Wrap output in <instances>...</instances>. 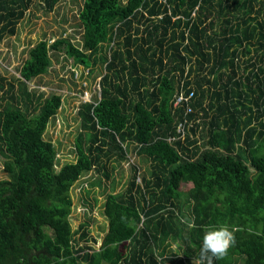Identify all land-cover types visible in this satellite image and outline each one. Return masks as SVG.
Returning <instances> with one entry per match:
<instances>
[{
    "label": "trees",
    "instance_id": "16d2710c",
    "mask_svg": "<svg viewBox=\"0 0 264 264\" xmlns=\"http://www.w3.org/2000/svg\"><path fill=\"white\" fill-rule=\"evenodd\" d=\"M30 1L0 0V40ZM77 17L78 41L40 39L18 77L0 76V264H201L204 234L222 226L234 243L212 264H264V0H83ZM58 51L89 76L103 70L76 110L75 159L62 162L44 137L61 95L27 84ZM182 78L186 115L173 107ZM131 150L148 165L105 194L98 246L82 243L71 185L92 168L108 178L103 160Z\"/></svg>",
    "mask_w": 264,
    "mask_h": 264
},
{
    "label": "rangeland",
    "instance_id": "374dc122",
    "mask_svg": "<svg viewBox=\"0 0 264 264\" xmlns=\"http://www.w3.org/2000/svg\"><path fill=\"white\" fill-rule=\"evenodd\" d=\"M83 0H57L51 10L45 6L44 0H31L23 16L16 24L15 33L5 35L0 40V76L6 80L18 77L20 64L27 56L30 46L40 39H46L48 43L59 36H71V41L76 42L80 38V26L77 17L78 9ZM50 66L47 71L28 81L29 88H34L48 94L55 92L61 95V105L57 109L53 120L47 125L45 138L55 140L58 146L59 161H73L74 137L79 131V119L75 106L83 99V92L88 91L89 98L94 99L98 95V75L102 72L97 65L93 73L87 75L82 65L72 64L70 57L61 52H50ZM82 71V73L80 72ZM105 158V157H104ZM103 158V159H104ZM2 156L0 154V163ZM109 177L102 176V171L92 168L82 174L70 187L72 199L71 214L69 217L72 229L85 230L87 240L82 243H93L97 246L102 235L108 229V221L102 213V203L107 192L123 190L128 184L131 166H138L140 172H144L147 164H143L134 151H128L123 159H118L113 153L109 159H104ZM0 164V177L2 176ZM101 178L99 185L89 186L94 178ZM139 181V177L137 178ZM190 182H181L179 188L182 191L190 187ZM89 189V193L85 192ZM87 197L85 203L83 199ZM95 198V200H93ZM83 224L79 228V225ZM85 239V238H84ZM175 248V244H171ZM197 261V260H196Z\"/></svg>",
    "mask_w": 264,
    "mask_h": 264
},
{
    "label": "clouds",
    "instance_id": "9594fccd",
    "mask_svg": "<svg viewBox=\"0 0 264 264\" xmlns=\"http://www.w3.org/2000/svg\"><path fill=\"white\" fill-rule=\"evenodd\" d=\"M234 243L233 232L226 226L213 227L208 230L202 239L199 251L201 264L206 261L212 264V259L223 257L229 247Z\"/></svg>",
    "mask_w": 264,
    "mask_h": 264
},
{
    "label": "built area",
    "instance_id": "2783aa9c",
    "mask_svg": "<svg viewBox=\"0 0 264 264\" xmlns=\"http://www.w3.org/2000/svg\"><path fill=\"white\" fill-rule=\"evenodd\" d=\"M72 60V59H71ZM73 61V60H72ZM74 64V63H73ZM186 73V72H185ZM185 76V74H184ZM185 78H182L179 83V88L175 90V93L173 95V107L179 106V105H184V115L193 112L192 106L190 105L192 97L194 95L193 90H189L188 93H185L183 90V82ZM99 86V85H98ZM98 94H99V87H98ZM91 101L89 98L88 91L85 90L83 92V99L81 98V101ZM78 104L75 106L77 110ZM190 122L186 119L183 118L181 122L178 123L177 125V131L180 133L181 137L184 135V127L185 126H190ZM183 138V137H182ZM167 140H171V138H168ZM192 222H188V225H191ZM100 243V242H99ZM98 246V245H97Z\"/></svg>",
    "mask_w": 264,
    "mask_h": 264
}]
</instances>
